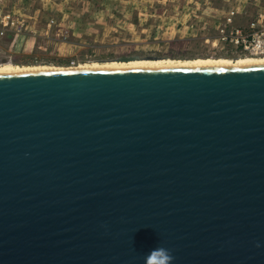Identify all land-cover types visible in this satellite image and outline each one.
<instances>
[{
  "label": "water",
  "instance_id": "water-1",
  "mask_svg": "<svg viewBox=\"0 0 264 264\" xmlns=\"http://www.w3.org/2000/svg\"><path fill=\"white\" fill-rule=\"evenodd\" d=\"M157 247L264 264V63L0 72V264Z\"/></svg>",
  "mask_w": 264,
  "mask_h": 264
},
{
  "label": "rangeland",
  "instance_id": "rangeland-1",
  "mask_svg": "<svg viewBox=\"0 0 264 264\" xmlns=\"http://www.w3.org/2000/svg\"><path fill=\"white\" fill-rule=\"evenodd\" d=\"M0 6L15 22L0 31V65L235 59L250 54L224 35L234 25L249 31L264 22V0H0Z\"/></svg>",
  "mask_w": 264,
  "mask_h": 264
},
{
  "label": "bare ground",
  "instance_id": "bare-ground-1",
  "mask_svg": "<svg viewBox=\"0 0 264 264\" xmlns=\"http://www.w3.org/2000/svg\"><path fill=\"white\" fill-rule=\"evenodd\" d=\"M106 61V60H105ZM251 63H264V55H244L235 59L229 57H196L194 59H174V58H155L135 57L129 60H114L106 62L84 63L77 68H124V67H167V66H192V65H243ZM71 67V66H70ZM67 67L41 64L33 66H21L11 63L0 65V72H15L39 69H64Z\"/></svg>",
  "mask_w": 264,
  "mask_h": 264
},
{
  "label": "built area",
  "instance_id": "built-area-1",
  "mask_svg": "<svg viewBox=\"0 0 264 264\" xmlns=\"http://www.w3.org/2000/svg\"><path fill=\"white\" fill-rule=\"evenodd\" d=\"M233 18L228 19L230 25ZM15 22L11 19L10 13H5L0 6V31L13 28ZM229 34L224 35V39H230L235 47H239L242 52L253 55H264V22L253 30H245L241 26L234 25Z\"/></svg>",
  "mask_w": 264,
  "mask_h": 264
},
{
  "label": "clouds",
  "instance_id": "clouds-1",
  "mask_svg": "<svg viewBox=\"0 0 264 264\" xmlns=\"http://www.w3.org/2000/svg\"><path fill=\"white\" fill-rule=\"evenodd\" d=\"M174 257L169 249L157 247L145 257V264H173Z\"/></svg>",
  "mask_w": 264,
  "mask_h": 264
}]
</instances>
